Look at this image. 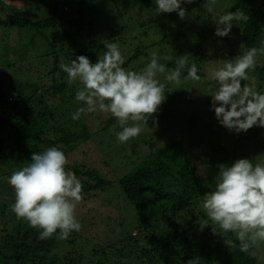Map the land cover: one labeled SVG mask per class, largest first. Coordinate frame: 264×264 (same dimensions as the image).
I'll return each mask as SVG.
<instances>
[{"label":"trees","instance_id":"trees-1","mask_svg":"<svg viewBox=\"0 0 264 264\" xmlns=\"http://www.w3.org/2000/svg\"><path fill=\"white\" fill-rule=\"evenodd\" d=\"M2 1L0 0V8ZM95 1L97 0H59L54 6V14L45 21L37 20L32 24L34 16L29 15L18 20L0 19V27L29 26L37 31L42 28H52L55 31L59 20L64 17L65 22H60L58 27L63 33L61 37L70 39L69 53L75 57L84 55L90 62L95 63L96 60L92 53L88 52L86 45L76 40V34L87 24L81 22L86 6ZM140 3L156 6L154 0H141ZM216 4L219 7H212V11L205 17L203 25L206 29L200 31L197 39L190 42L192 38L188 39L183 34H177L173 38L166 34L163 37L160 35L145 48H138L122 67L126 68L131 61L141 57L151 59V55L145 52L150 48L172 52L175 61L187 54L190 61L182 71L181 77L186 79L187 70L194 62L200 77L197 82L201 84V94L207 98L208 94L216 89H208L209 85L202 81L204 73L198 70L204 65V46L208 37L214 36L218 42L227 45L222 50L223 54L226 53L223 60L234 59L235 54L239 56L249 48L264 46V0H216L213 5ZM68 7L71 13L64 14ZM136 10L141 11L140 6H137ZM236 11H242L247 19L234 20L229 35L217 37L215 31L219 16ZM58 13L60 14L57 15ZM150 23L152 25L154 21ZM67 24L73 29H68ZM92 24V21H89L87 25L92 27ZM124 33V30L116 31L110 36L119 37ZM145 36L147 40L151 38L147 31ZM132 39L136 41L135 38ZM158 61L165 64L167 69L176 67V62L159 58ZM51 64L53 65H47L49 70L43 71L39 86L28 80L18 83L16 87L12 86L10 89L15 92L16 97L11 103H8L5 95H0V166L7 169L4 178L0 176V264H264V254L259 251L264 242L252 245L249 252H242L240 241L235 234L220 230L200 207L204 194L215 187L217 166L231 165L237 152L243 150L240 144L234 145L230 151L223 144L211 145L210 149L206 150L211 153L208 157L204 153H193L192 147L182 141H175L138 156L142 159L116 184L120 187L124 199L135 206L142 231L135 232L136 234L133 232L124 241L94 248L87 262H83V255L74 249L75 231L67 239L68 242L71 240L73 248H64L65 253H62L59 248L63 247L62 242L67 240L56 238L59 231L51 239L39 240L37 229L32 228L26 220L12 215L9 207L14 202V190L7 183V177L29 163L33 152H43L47 144H53L50 139L47 140V132H55L57 144L69 146L73 142L71 135L74 134L70 133L67 126L50 125L60 120L56 111L59 107L55 108L53 105H63V98L75 100V93L70 95L72 84L69 85L67 74L62 71L55 56ZM249 76L254 78L256 90L264 93V54L257 57L255 68L249 70ZM245 83L246 81H242V85ZM218 86L217 84L216 87ZM68 88L69 96H65ZM172 91L165 88L166 95ZM68 103L72 114L74 103L72 105L70 100ZM162 113L164 114L159 106L157 112L150 117ZM80 128L82 129L81 126ZM120 130L121 127H118L117 131ZM249 130L252 133V128ZM127 143L128 141L123 144ZM249 145L254 151L257 150L255 144ZM206 157L209 161L204 164L205 175L198 177L194 163ZM85 169H70L82 182V200L90 192L111 185L98 173ZM67 170L69 169L66 168ZM260 256H263V260L259 259Z\"/></svg>","mask_w":264,"mask_h":264},{"label":"rangeland","instance_id":"rangeland-1","mask_svg":"<svg viewBox=\"0 0 264 264\" xmlns=\"http://www.w3.org/2000/svg\"><path fill=\"white\" fill-rule=\"evenodd\" d=\"M140 1L97 0L93 4H88L81 22L88 24L92 21L93 24L92 27L87 24L86 27H82L76 34V40L86 45L88 52L92 53L96 61L105 51L103 42L113 40L118 43L124 63H126L138 48H145L160 35L163 37L166 34L173 38L177 34L181 36L183 34L188 39L192 38L190 40L192 42L200 35V31L206 29L203 21L210 13L207 0H192L191 3L182 4L181 7L186 11L184 19L178 17L176 12L155 15L156 6L151 7L148 3L147 5L141 4ZM58 2L59 0H3L0 19L18 20L33 15L32 24L37 20L45 21L54 14V6ZM219 4L225 5L226 3ZM137 6H140L141 11L136 10ZM211 7L217 8L219 5L212 4ZM65 13L70 14L71 9L66 8ZM151 21H154L152 25ZM60 22H65V18L62 17ZM58 24L55 31L52 28H42L37 31L29 26L24 28L0 27V95H5L8 103L14 101L16 97L15 92L11 91L12 86L16 87L18 83L25 80L39 86L41 75L43 71L49 70L48 64L53 65L51 62L54 56L60 66L76 58L69 53L70 39L61 37L63 33ZM67 28L73 29L70 24H67ZM122 30L125 31L123 35L110 36L112 32ZM146 31L151 34L148 40L145 36ZM225 46L227 45L224 42H218L214 36L208 37L204 46L205 61L198 71L204 73L202 81L209 85V90L212 87L217 89L218 83L210 78V71L222 66L221 63L216 62L224 61L223 56L226 53L223 54L222 50ZM156 49L150 48L145 52L149 56L156 53L159 59L167 62H177L173 60L172 52L159 49L155 51ZM236 57L235 54L234 59ZM150 60V57L149 59L141 57L131 61L124 69L140 71L150 63ZM167 74V71L157 73L156 77L160 83L165 85V88L173 90L172 95L165 94L166 99L160 105L164 114L149 117L147 123L142 124L143 132L138 137L130 139L127 144L117 141L116 134L120 126L111 114L90 113L82 115L78 121H73L68 100L72 105L74 103L73 112L80 106L75 100L63 98L65 100L63 105H53L55 108L59 107L56 111L60 115V120L50 125L67 126L70 133L74 134H67L72 136L73 142L69 146L62 143L57 144L55 143V132H47L46 138L50 139L49 141L53 144H47L46 149L55 146L65 153L68 161L66 168L69 169L67 171L75 167L86 168V171L98 173L111 183L109 187L90 192L84 200L81 199L77 204L76 216L82 228L73 236V245L74 249L83 255V262L90 260L94 248L120 240L124 241L133 232L142 231L135 206L124 199L120 187L116 184L142 159L138 156L148 154L150 150L154 151L170 142L182 141L188 147H192L193 153H204L208 157L211 153L206 150L210 149L211 145L223 144L230 151L234 145L240 144L243 150L237 152L234 161L251 159L253 163L264 162V128L254 126L252 133L248 130L239 135L230 132L215 119L214 111L211 110L212 98L209 94L207 98L201 94L199 82L182 77L179 83L169 82L166 79ZM248 83L250 81H246L245 84ZM81 86L78 80L74 81L70 95ZM205 87L207 89V85ZM70 88L66 90L65 96H69ZM109 123L112 124L108 125ZM249 144H255L257 150L254 151ZM208 157L195 161L198 177L205 175L204 164L209 161ZM6 172L7 169L0 166L2 178ZM9 211L16 216L11 211V206ZM62 244L63 247L59 248L62 253H65L64 248L70 250L71 247L73 248L70 239L69 242L67 240ZM259 251L264 254V246H260ZM262 257L260 256L259 259L263 260Z\"/></svg>","mask_w":264,"mask_h":264},{"label":"clouds","instance_id":"clouds-1","mask_svg":"<svg viewBox=\"0 0 264 264\" xmlns=\"http://www.w3.org/2000/svg\"><path fill=\"white\" fill-rule=\"evenodd\" d=\"M192 0H154L155 15L176 12L181 19L186 11L181 7ZM215 0H207L209 11ZM247 19L242 11L220 15L215 35L227 37L232 22ZM104 53L95 63L84 55L77 56L62 71L68 83L79 81L75 92L79 107L71 114L73 121L90 113H107L116 118L121 130L116 139L123 144L143 132L142 124L156 113L166 99L165 85L156 78L165 73L169 82L179 83L182 71L190 61L189 55L178 57L176 67L158 61L156 53L140 71L122 67L124 58L117 42H103ZM264 54V46L249 48L235 59L224 60L222 66L210 71V78L218 83L211 91V110L217 122L234 134L246 133L255 127L264 128V93L256 90L249 70L255 68L257 57ZM186 79L198 81L197 67L192 62ZM242 81H250L243 84ZM129 122H132L129 124ZM67 157L58 147L33 152L30 162L7 177L14 190L11 211L38 230L39 240L51 239L59 231L58 240L82 228L76 216L77 204L82 199V182L66 171ZM215 187L204 194L200 207L207 218L224 233H234L240 250L249 252L254 244L264 242V162L238 159L231 165H218ZM206 168V166H205Z\"/></svg>","mask_w":264,"mask_h":264}]
</instances>
